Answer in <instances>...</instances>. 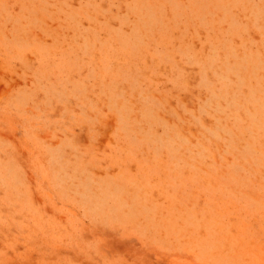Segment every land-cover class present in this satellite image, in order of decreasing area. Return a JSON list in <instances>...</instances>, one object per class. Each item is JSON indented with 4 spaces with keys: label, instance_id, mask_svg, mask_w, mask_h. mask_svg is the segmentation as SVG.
Masks as SVG:
<instances>
[{
    "label": "rangeland",
    "instance_id": "374dc122",
    "mask_svg": "<svg viewBox=\"0 0 264 264\" xmlns=\"http://www.w3.org/2000/svg\"><path fill=\"white\" fill-rule=\"evenodd\" d=\"M0 264H264V0H0Z\"/></svg>",
    "mask_w": 264,
    "mask_h": 264
}]
</instances>
